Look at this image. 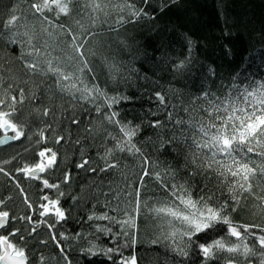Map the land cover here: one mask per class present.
<instances>
[{"label": "trees", "instance_id": "1", "mask_svg": "<svg viewBox=\"0 0 264 264\" xmlns=\"http://www.w3.org/2000/svg\"><path fill=\"white\" fill-rule=\"evenodd\" d=\"M32 2L36 0H0V33L7 34L4 23L11 14H15L19 18L15 30L28 31L30 35L34 31V43L42 51L62 55L58 45L63 47L61 42L70 38L61 36L46 23L43 26L49 27L53 36L42 33L40 14L33 15L30 11ZM132 2L137 7L144 8L148 15L131 19L126 11L123 15L129 22L117 24L118 12L110 10L108 16L94 13L91 8L86 7V0H80L78 12L70 17L61 16L56 22L70 26L74 32L80 33L81 29L75 24L76 20H80L94 33L88 37L86 47L96 53L92 62L96 65L97 79L93 81L89 75V84H98L109 96L119 94L127 97L114 105L113 110L119 112L122 123L131 122L132 125L140 126V132L133 138V142L144 153L149 154L150 161L157 165L155 171L163 173L166 169H178L183 182L194 168L189 163L185 170L186 157H191L192 149L188 146L190 141H185L181 132L191 135L195 128L190 125L198 127L200 122L212 119L207 113L209 107L220 105L223 109L232 104L238 108L245 107L246 91H264V0H149L147 4L141 0ZM45 14L49 19L55 20L54 13ZM92 17L99 21L95 26H92ZM189 40L192 41L191 47ZM45 43L49 46L47 49L44 48ZM21 48L20 44L9 43L6 35L0 38V87L12 84L13 94H16L15 90L19 87H24L26 96L36 92L38 102L26 100L22 105L21 118L31 121L29 126L33 132L45 124H50L53 130L46 132L48 140L43 145L37 146L34 140L23 139L0 148V161H11L2 166L17 177L25 189L22 195L14 183L0 174V198H7L5 204L0 205V210H8L20 216L29 213L23 203L24 195L36 204L40 202L38 198L44 192L55 198L52 190L42 192L38 181L26 179L22 174L14 172L25 161L34 163L38 159L35 153L41 147H50L58 151L59 157L58 168L47 174L50 182L63 181L65 171L72 176L70 186L61 188L67 193L62 198V207L70 210L69 216L66 221L56 225L54 232L58 237L61 232L68 236L67 240L62 241V246L73 259V264H84L80 246H84V238L95 236L99 237L96 242L101 246H120L124 257L135 254L137 264H192L191 260L176 256L166 247V241L152 243L157 233L147 219L150 215L147 209L145 217L137 222L135 245L123 247V237L117 242L104 234L96 233L97 224L111 226L113 234L120 231L118 225H109L106 220L90 221L88 216L108 211L105 207L106 195L114 208V196L122 187L128 184L133 187L139 185L138 177L142 174L140 158L116 151L108 162H118L119 168L100 173L99 168L104 167L102 157L106 149L114 148L116 143L108 133L123 140L119 129L108 125L104 120L103 113L108 111L107 107L103 106L102 112L97 113L90 102L73 100L71 95L60 93L55 87L49 90V86L54 85V78L29 73L24 68L23 61L18 58ZM181 61L184 63L178 67ZM108 65L113 66L112 72ZM156 92L166 97L164 104L158 101ZM209 101L212 102L211 105ZM45 107L52 110L50 115L36 119L33 109L39 108L42 112ZM73 119L78 120L79 124H73ZM155 119L161 121L160 128L150 127ZM180 120L185 123L176 124ZM173 134L179 139L171 145L161 147V143L169 140ZM57 135L64 137L60 144L55 143ZM18 153V158L12 160ZM249 156L251 160L260 163L259 157L253 154ZM85 158L90 160L88 167L97 168L95 174L90 173L87 167H75ZM101 181L102 186L97 189L96 185L101 184ZM205 185L207 189L201 191ZM192 186L197 196L212 192L222 200L229 198L227 186L222 185L212 172L208 173V177L197 176L192 181ZM254 191L264 195L259 188H254ZM85 193L89 194L88 199H83ZM144 194V199L150 205H155L158 198L164 197L165 193L154 175L145 177ZM72 197H76L79 203ZM243 203L244 207L231 214L234 222L264 228V211L257 207L259 201L248 196ZM109 214L116 215L114 212ZM35 215L39 219L38 213ZM118 218H123V212ZM13 226L29 228L24 222H13ZM254 231L259 232V228ZM76 233H81L82 236H77ZM0 234L7 232L3 229ZM41 240L47 243L41 244ZM13 242H17L15 238ZM28 246L33 264H40V255L45 257L47 264H64L60 250L51 240V233L46 226H41L37 233H33ZM120 258V254L114 255L116 264H119ZM243 259L247 258L241 257ZM250 259L253 264H257L256 257ZM192 260L200 264L195 256ZM92 264L113 262L97 256L93 258ZM210 264L218 262L212 261Z\"/></svg>", "mask_w": 264, "mask_h": 264}, {"label": "snow or ice", "instance_id": "2", "mask_svg": "<svg viewBox=\"0 0 264 264\" xmlns=\"http://www.w3.org/2000/svg\"><path fill=\"white\" fill-rule=\"evenodd\" d=\"M142 3H149V0H141ZM80 0H36L30 4V11L33 15L40 14L42 18L41 32L53 36L49 27L43 26L44 23L64 37L63 47L58 45V50L62 55H53L52 52L42 51L41 47L34 43L36 35L29 34L28 31L19 32L17 22L19 18L11 14L4 23V28L8 30L7 34L0 33V38H6L9 43L22 45L19 59L23 61L24 68L29 73H39L41 76L54 78V85L49 86V90L55 87L60 93L71 95L73 100H82L90 102L95 107L97 113L102 112V107L106 106L108 111L103 113L104 120L108 125L116 127L123 134V140L113 137L112 133L108 136L115 139V147L108 148L105 151L104 167L99 168L100 173H106L112 169H118L119 163L108 162L110 157L114 156L116 151L128 153L140 158L142 172L139 175V185L133 187L131 184L122 187L114 196L116 207L111 206V201L105 200V207L108 211L100 215L95 213L88 216L90 221H108L109 225H118L120 231L113 234V229L108 225H96V233L104 234L112 240L119 241L123 237L125 243L123 247H129L137 243L138 220L145 217L151 221L156 238L152 243L167 242L169 248L178 257L185 260H192L195 256L200 264H210L212 261L218 264H253L251 257L257 258V264H264V228L259 225L240 224L234 222L232 213H236L244 207V201L248 196H253L259 204L257 207L264 211V195L257 194L254 188H259L264 192V91L255 89L246 91L244 94L245 107H236L235 104L221 109L220 105L209 107L207 113L212 119L207 122H200L199 126L192 124L195 132L188 135L181 132L185 141H190L188 146L192 149L191 157H186L185 170L189 163L194 171L188 173V177L181 182L180 170L166 169L163 173L155 171L157 165H154L149 158V154L142 151L140 147L133 142V138L140 132L139 125H132L131 122L122 123L119 112L113 110L123 99L119 94L109 96L96 83L89 84L88 77L95 81L96 65L92 62L95 52L89 51L86 47L88 37L94 33L88 30L80 20L75 24L81 29L80 33L73 31L72 27L59 24L56 21L63 17H70L74 12L79 11ZM86 7L91 8L94 13H102L108 16L111 11L119 13L116 20L117 24L129 22L123 15L128 12L131 19H138L147 16L144 8H139L132 0H86ZM15 9H13L14 13ZM45 13H54L55 20L49 19ZM92 26L99 21L92 17ZM26 27V26H25ZM26 38V40L24 39ZM189 47L192 41L189 40ZM49 46L45 43L44 48ZM55 51V49H54ZM31 58V59H29ZM107 63V61H105ZM183 61L179 66L183 65ZM112 72L113 66L108 65ZM27 83V82H25ZM2 84V80H0ZM14 86L8 84L7 87H0V146L10 145L11 142L27 139L35 142L37 146L43 145L48 137L46 132H51L52 126L45 124L37 128L35 132L29 126L31 121L27 118H21L22 105L26 100L37 101L36 92L26 96L24 87H19L13 94ZM39 91V88L37 89ZM78 94V95H77ZM205 95H207L205 93ZM156 98L161 104L166 102V97L160 92L155 93ZM252 98V99H249ZM211 105L212 102L209 101ZM36 119L47 117L52 112L45 107L42 112L39 108L33 109ZM170 115V114H169ZM73 124H79L76 119ZM185 121H176V124L183 125ZM162 126L159 119L151 122L153 129ZM38 137V138H36ZM35 138V139H34ZM55 143L60 144L64 137L55 136ZM179 137L175 134L161 143V147L171 145ZM79 144V141H77ZM27 152V148L25 149ZM249 154L260 158V163L250 159ZM19 156L12 157L16 160ZM38 159L34 163L23 162L14 169L15 173L22 174L26 179L36 180L40 183L41 191L52 190L55 198L44 192L39 196V203L31 201L27 195H24L23 203L29 210L28 214L16 216L8 210H0V229H4L7 234H0V264H33V258L29 255L28 240L32 238L33 233H37L41 226H46L51 233V240L55 242L60 250L61 259L64 264H73V259L67 254L62 241L67 240L63 232L59 237L54 230L56 225L66 221L69 216L68 209L62 207V198L67 193L62 191V186H70L72 179L71 173H63V181L55 183L50 182L48 173L54 171L59 166L58 151L50 147H41L35 153ZM11 163L10 160L0 161V174L7 177L16 185L23 195L25 189L20 181L12 172L7 171L2 165ZM89 159H83L81 163L75 165L78 169H85L95 174L97 168L88 167ZM212 172L218 178L222 185L227 186L229 194L228 199H221L215 193L208 192L206 195H195L192 181L197 176L208 177ZM159 182L165 195L157 199L155 205H150L147 199H144L145 177L153 176ZM210 179V177H209ZM101 184L96 185L100 189ZM207 185L201 191H205ZM111 192V188H110ZM89 194L85 193L83 199H88ZM92 198H95L94 196ZM7 198H0V205L5 204ZM77 200L76 197H72ZM79 203V200H77ZM114 212L116 215H110ZM123 212V218H118ZM38 213L39 219L36 218ZM13 222H24L29 226L28 229L14 227ZM11 231H8V229ZM259 228V232L254 229ZM223 232V235L220 233ZM26 233V234H25ZM82 236L81 233H76ZM14 238L17 242H13ZM234 238V239H233ZM98 236L93 238H84V246H80V254L84 259V264H92L93 258L103 256L107 261L116 264L113 257L120 254L119 264H137V256L133 254L130 257H124L120 252V246L104 247L96 241ZM41 244L46 241H39ZM241 257L247 258L241 260ZM40 264H47L45 257H38Z\"/></svg>", "mask_w": 264, "mask_h": 264}, {"label": "water", "instance_id": "3", "mask_svg": "<svg viewBox=\"0 0 264 264\" xmlns=\"http://www.w3.org/2000/svg\"><path fill=\"white\" fill-rule=\"evenodd\" d=\"M11 143H12V142H11ZM5 146H7V145L0 146V148L5 147ZM2 230H3V229H0V232H1Z\"/></svg>", "mask_w": 264, "mask_h": 264}, {"label": "flooded vegetation", "instance_id": "4", "mask_svg": "<svg viewBox=\"0 0 264 264\" xmlns=\"http://www.w3.org/2000/svg\"><path fill=\"white\" fill-rule=\"evenodd\" d=\"M0 135H2V133H0Z\"/></svg>", "mask_w": 264, "mask_h": 264}, {"label": "bare ground", "instance_id": "5", "mask_svg": "<svg viewBox=\"0 0 264 264\" xmlns=\"http://www.w3.org/2000/svg\"><path fill=\"white\" fill-rule=\"evenodd\" d=\"M11 144V143H10ZM6 147V146H5Z\"/></svg>", "mask_w": 264, "mask_h": 264}]
</instances>
